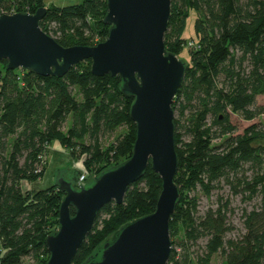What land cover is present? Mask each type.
<instances>
[{"label":"trees","instance_id":"trees-1","mask_svg":"<svg viewBox=\"0 0 264 264\" xmlns=\"http://www.w3.org/2000/svg\"><path fill=\"white\" fill-rule=\"evenodd\" d=\"M40 7L46 8L40 28L63 47L93 46L107 37L106 0L63 6L0 0V15ZM191 9L195 38L187 45L189 60L172 102L179 199L169 219L166 264H211L216 253L221 264H264V125L232 134L236 128L228 114L250 120L264 112V106L251 109L257 96L264 98V0H171L168 52L178 55L187 44L183 34ZM121 85L118 76L92 74L91 59L61 77L9 69L0 60V264H22L24 257L46 264L49 258L45 240L58 228L64 193L57 181L39 189L24 188L23 182L43 178L52 141L96 175L131 156L133 98ZM221 180L236 194L248 192V199L260 195L259 206L244 212V232L236 239L225 240L231 229L222 211L227 202L198 213V193L208 196ZM161 186L149 163L121 203L110 201L97 212L71 264H84L121 225L153 212ZM201 239V252L192 250Z\"/></svg>","mask_w":264,"mask_h":264},{"label":"water","instance_id":"water-1","mask_svg":"<svg viewBox=\"0 0 264 264\" xmlns=\"http://www.w3.org/2000/svg\"><path fill=\"white\" fill-rule=\"evenodd\" d=\"M170 3L106 0L103 23L109 26L108 34L93 46H61L39 26L45 7L35 13L0 15V60H6L9 69L61 77L75 64L91 59L92 74L118 76L121 91L133 98L130 118L136 137L131 156L87 185L74 187L71 181L58 178L64 196L58 228L45 240L46 264H71L97 212L110 201L121 203L128 186L141 178L149 163L162 181L155 210L121 225L84 264L167 263L169 219L179 199L174 182L178 159L172 102L185 70V62L164 45Z\"/></svg>","mask_w":264,"mask_h":264},{"label":"rangeland","instance_id":"rangeland-1","mask_svg":"<svg viewBox=\"0 0 264 264\" xmlns=\"http://www.w3.org/2000/svg\"><path fill=\"white\" fill-rule=\"evenodd\" d=\"M82 0H44L46 4L53 3L55 5L63 6L72 3H77ZM195 11L190 10L189 15L186 19V26L184 30V37L188 40L187 44L183 47V50L176 55L178 59L188 62L189 56L187 51V45L192 38H195L194 32V21H195ZM264 106V98L262 96H257L255 100V105L251 107ZM229 122L236 128L232 134L241 133L244 128L251 124L264 125V112L255 116L253 119L247 120L243 118L240 114L229 113ZM122 132V131H121ZM112 138H108L111 140ZM105 138H102V143H105ZM214 142H219V139H215ZM47 168L43 178L35 182H23L24 188L28 189H39L48 186L50 183H54L61 176L66 180L72 181L74 187H78V182H80V176L84 174L87 177L82 182L87 185L95 176L96 171L90 172L85 168L82 159H73L67 149L60 146L59 143L54 140L48 146L46 151ZM247 168V167H246ZM247 176L250 178L252 176V171L248 168L246 172ZM248 192L234 193L229 183L221 180L218 186L212 189L208 196L198 193V213L203 214L207 208L216 209L221 203L227 202V206L222 208V211L226 214V222L231 229L226 233L225 240L236 239L243 232V214L259 206L260 195H255L250 199L246 198ZM204 240L198 241L196 246L191 249L201 252ZM222 256L220 253H216L212 256L211 264H221ZM34 260L29 257H24L22 259V264H36Z\"/></svg>","mask_w":264,"mask_h":264},{"label":"built area","instance_id":"built-area-1","mask_svg":"<svg viewBox=\"0 0 264 264\" xmlns=\"http://www.w3.org/2000/svg\"><path fill=\"white\" fill-rule=\"evenodd\" d=\"M192 41H189V44L188 45H192ZM87 177V174H86V176L84 175V174H82L81 176H80V182H78V184H83L82 182L84 181V179Z\"/></svg>","mask_w":264,"mask_h":264}]
</instances>
